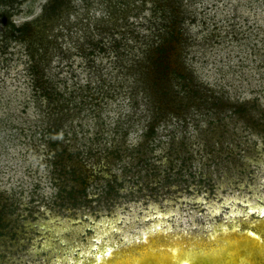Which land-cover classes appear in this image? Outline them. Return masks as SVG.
<instances>
[{
	"label": "rangeland",
	"instance_id": "1",
	"mask_svg": "<svg viewBox=\"0 0 264 264\" xmlns=\"http://www.w3.org/2000/svg\"><path fill=\"white\" fill-rule=\"evenodd\" d=\"M260 207L264 0H0V264Z\"/></svg>",
	"mask_w": 264,
	"mask_h": 264
},
{
	"label": "bare ground",
	"instance_id": "2",
	"mask_svg": "<svg viewBox=\"0 0 264 264\" xmlns=\"http://www.w3.org/2000/svg\"><path fill=\"white\" fill-rule=\"evenodd\" d=\"M256 211L263 217L256 224L248 220L232 221L226 227L212 230L207 237L165 232L155 224L156 231L120 246L109 238L106 240L103 228L98 235H105V240L100 238L98 246L63 242L66 254L74 256L72 260H64L65 254L59 255L54 264H264V207ZM50 245L47 241L43 248L52 253L55 248H49Z\"/></svg>",
	"mask_w": 264,
	"mask_h": 264
}]
</instances>
